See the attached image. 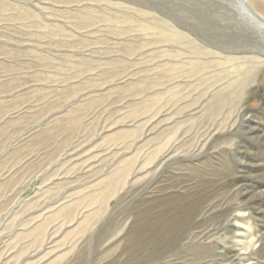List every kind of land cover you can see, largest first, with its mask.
Here are the masks:
<instances>
[{"label": "rangeland", "instance_id": "rangeland-1", "mask_svg": "<svg viewBox=\"0 0 264 264\" xmlns=\"http://www.w3.org/2000/svg\"><path fill=\"white\" fill-rule=\"evenodd\" d=\"M0 264H264V29L236 0H0Z\"/></svg>", "mask_w": 264, "mask_h": 264}, {"label": "bare ground", "instance_id": "bare-ground-1", "mask_svg": "<svg viewBox=\"0 0 264 264\" xmlns=\"http://www.w3.org/2000/svg\"><path fill=\"white\" fill-rule=\"evenodd\" d=\"M240 7L242 8L245 15H247L251 20H253L256 24H258L262 29H264V24L259 22L245 7L243 0H236Z\"/></svg>", "mask_w": 264, "mask_h": 264}]
</instances>
